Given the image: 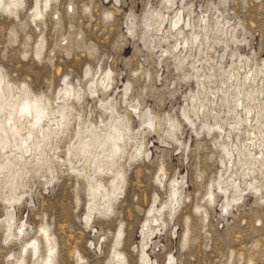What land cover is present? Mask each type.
I'll return each mask as SVG.
<instances>
[{"label":"rangeland","instance_id":"obj_1","mask_svg":"<svg viewBox=\"0 0 264 264\" xmlns=\"http://www.w3.org/2000/svg\"><path fill=\"white\" fill-rule=\"evenodd\" d=\"M39 1L41 6L45 0ZM34 2L24 0V6L14 13L0 10V72L15 86L27 85L32 94L52 103L67 82L84 91L81 101L73 103L74 113L88 123L99 121L100 114L108 121L105 108L111 103L126 117L132 133L144 128L143 150L150 153L122 159L123 179L118 182L123 192L112 201L111 212L96 210L87 223L88 179L73 173L68 160H74L66 152L68 144L76 140L72 121L59 143L58 155L66 165L62 170L56 166L51 182L30 173L18 203L7 201L4 196L9 192L0 188V264H17L22 245L33 239L39 241L38 258L31 257L28 247L24 264H42L46 249L40 227H46L55 241L54 264H116V252L124 258L120 264H141L143 244L154 264H167L170 256L174 261L168 264H264V169L255 164L254 172L245 177L248 164L254 162L242 156L241 163L226 172L228 155L222 145L229 142L222 131L206 130L197 121L195 132L186 120V115L194 119L200 104L191 103L190 94L196 92L201 99L204 90L195 82L196 71L188 61L180 63L171 54L175 32L169 26L177 11H183L186 20L190 15L195 30L204 20L210 21L204 53L192 55L200 61L196 63L199 74L209 75L212 66L233 69L239 56L251 58L247 63L252 67H263L264 0H172L171 4L167 0H51L37 17L32 14ZM156 11L167 17L163 30L155 29L159 20L152 15ZM216 22H222L228 35L215 33ZM145 24H151L150 31ZM233 31L236 39L230 40ZM190 33L186 28L185 34ZM106 75L111 88L95 89L92 83ZM222 78L219 75L216 81L205 83L207 96L201 100L212 113L219 111L225 117L233 104L223 109L210 104ZM90 87L99 96L91 95ZM205 99L209 101L205 103ZM260 99L264 100V93ZM133 105L154 118L155 130L142 124ZM169 121L178 124L176 137L163 133ZM208 121L215 123L211 118ZM245 138L246 134L241 135L243 142ZM232 139L239 144L235 136ZM258 149L253 152L259 154ZM96 177L110 187L108 175L98 173ZM175 180L182 182L180 205L170 215L166 205ZM153 205L163 208L164 224L152 223L154 235L143 240L148 218L158 216L156 210L149 211ZM13 207L15 223L9 231L5 217ZM22 223L28 232L23 238L8 236Z\"/></svg>","mask_w":264,"mask_h":264},{"label":"bare ground","instance_id":"obj_2","mask_svg":"<svg viewBox=\"0 0 264 264\" xmlns=\"http://www.w3.org/2000/svg\"><path fill=\"white\" fill-rule=\"evenodd\" d=\"M50 1L51 0H45L40 6V1L35 0L32 9L34 17L41 15L43 9L46 10L48 8ZM167 3L171 4L172 0H167ZM10 4L17 6L9 7ZM23 4L24 0H3V3L0 4V10H7L10 13H14L21 6H24ZM182 12L183 11L175 12L172 20L169 21L170 29L175 32L172 35V37H175V44L172 46L174 53L171 54H173L175 59L180 63L188 61L187 64L189 67L196 71L195 82L198 84V87H201V90H204L203 93L205 97L207 96L205 83H209V79L216 81L219 75L224 76V79L222 78L223 81H221L222 86L219 88L217 87V89L214 90L216 92H214L215 95L212 96L215 98L213 101L211 100L210 104H213L220 109H223L225 105L230 106V104H233V110L230 109L231 112L228 113L227 116L221 117L219 116L221 114H219V111H213L212 113V111H210L211 108L209 109L207 104V107L203 104L202 100L204 96L201 100L198 93H192L189 96L191 103H197V101H199L198 103L200 104L198 105V108H195L194 105L192 107V109H197L193 112L194 119H191L190 116L186 115V120L192 124L190 125L194 127L195 132H197V121L200 122L202 127L208 128L206 130L217 129V131H222L220 134H224L229 142V145H227L228 143L222 145L223 150L228 155L226 165L229 164V167H225L227 168L226 172H230L237 163H241L242 156L243 158L248 156L250 157V161L252 160L254 162V164H248L250 167L247 168L248 172L244 174L245 177L250 175V171L254 172L255 169L252 167H254L255 164H259L258 167L264 169V129H262V127H264V100L260 99V96L264 93V64L263 67L254 66V68L247 63L252 60L251 58L239 56V63L237 66L235 65V68L232 67L233 69L230 68L228 71H224L220 65L216 69L212 66L209 75L199 74L201 68L198 69L196 63L200 61L198 59L195 60L192 55L195 51H197L198 56L204 53L206 45L208 44V30L212 25L210 24V21L206 19L204 20L203 25L198 26V30H195V26L191 24L190 15L186 20L183 18ZM152 17L159 20L156 22L155 29L157 31L161 30L167 20L166 15L161 13V11H156L155 15H152ZM147 20L148 19L145 18L146 22ZM228 23L229 22L225 21L224 25L229 26ZM145 25L149 30L151 24ZM186 28L191 31L189 36L185 34ZM214 28L216 29L215 33L223 34L224 36L228 35V30L224 31L225 27H223L222 22H216ZM229 35L230 40L236 39L235 31L229 33ZM201 36H203L205 42L201 39ZM228 46L229 45L226 43L225 48H228ZM208 47L210 48V46ZM223 51H225V49H223ZM227 51L228 50H226V52ZM232 54L234 55V52ZM192 59L195 61H192ZM204 63L208 62L204 60ZM245 63H247V65H245ZM205 66H207V64H205ZM67 83L57 95L55 102L52 103L44 96L39 97L32 94L27 85L23 88L15 86V83L13 84L9 82L0 72V188L1 190L4 189V191L6 190L9 192V194L6 193L4 196L7 201L9 200L11 203L15 201L18 203V201L21 202L22 196L25 194V180L30 173H37L39 174L38 176L44 177L46 183L51 182L55 178L57 171L56 166H59V169L62 170L66 165L65 160L58 155L60 150L59 143L65 133L70 130L69 127L72 121H75L76 126L74 136L76 140L68 144L66 152L67 155L74 160H68L72 165L71 170L73 173L75 172L80 176L83 174L82 176L88 179L87 195L90 204L88 206L86 222L90 223L94 211L100 210L103 211V213L111 212L112 201L123 192V188L118 182L120 181L118 178L121 179L123 176L121 166L122 159H124L125 156H127L126 160L133 159L135 156H141L142 153L147 156L150 152L148 151V153L143 150V136L145 135L144 128H139L132 133L126 117H122V115L120 116L117 109H115V106L111 103L105 108L110 116L108 121H105L101 114L98 115L99 121L97 119L93 123H88L86 118L82 120L80 117L83 116L79 117L78 114H75L76 112L74 113L73 103L74 101L77 103L81 101L84 91H77L76 88H73L72 85ZM111 84L108 75L92 83L95 89L99 88L104 89L105 91ZM89 89L91 95L97 94V90H94L92 87ZM205 101V103H207L209 100L205 99ZM131 107L132 111L140 116L142 124L154 128L155 130L156 122H154L153 117L137 109L139 108L138 106L133 105ZM212 109L215 110V107ZM240 111H243V115H240ZM208 118L213 119L215 123L211 124L210 121H208ZM175 121H169L168 128L164 127L163 133H168L176 137L178 124L176 125ZM226 130L228 131L226 132ZM243 134H246L245 142L241 140V135ZM233 136L236 137L239 144L236 140L235 142L233 141ZM256 148H259L260 153H262L260 154L258 152L259 154H257V151L253 152ZM160 170L164 171L162 168H160ZM259 171H261V169H259ZM98 173H104V175L110 177L109 188H107V185L96 177ZM158 180L160 184L163 181L159 177ZM175 183L177 187L175 185L172 186L170 201L166 205L169 208L170 215H172L180 205L179 197L181 194L179 187L182 186V182L179 184L178 181L175 180ZM231 183L233 184V182ZM238 185L234 186L236 187ZM209 198L212 199V194ZM12 206L14 205L12 204L11 207ZM154 210H156L158 216L148 218L149 222L142 230L143 240H147L154 235L155 229L153 228L152 223H156L157 226L164 224V222L161 221V212L163 211V208L162 210L155 209L153 205L149 211L152 213ZM14 211V207L11 211L8 209L5 217V222L7 223V229L9 231L15 223ZM40 232L42 233V240H44L43 242L46 249L45 256L41 259L42 264H54L56 257L55 241L46 227H40ZM26 233L28 232L25 228V223H22L20 227L17 226L16 233H10L8 236L15 239H21ZM119 238L120 235L115 242H118ZM145 246V244L142 245V256L140 257L141 264H154L147 256V253H145ZM28 247L31 257L38 258L39 241L33 239L31 242H25L22 245L19 257L17 256L18 258L16 259L17 264H24V253H26ZM113 258L115 259L116 264H120L124 259L119 252H116ZM171 260L173 263L174 258L171 257Z\"/></svg>","mask_w":264,"mask_h":264},{"label":"snow or ice","instance_id":"obj_3","mask_svg":"<svg viewBox=\"0 0 264 264\" xmlns=\"http://www.w3.org/2000/svg\"><path fill=\"white\" fill-rule=\"evenodd\" d=\"M2 3H3V0H0V4H2ZM13 6H17V5H12V4L9 5V7H13ZM169 260L171 262V257L169 258Z\"/></svg>","mask_w":264,"mask_h":264}]
</instances>
